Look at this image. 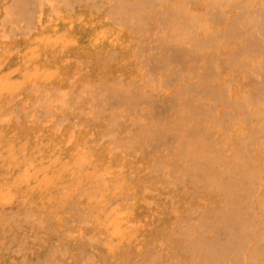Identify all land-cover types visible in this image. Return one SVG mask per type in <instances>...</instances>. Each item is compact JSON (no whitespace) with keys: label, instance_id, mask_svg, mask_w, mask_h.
I'll list each match as a JSON object with an SVG mask.
<instances>
[{"label":"bare ground","instance_id":"bare-ground-1","mask_svg":"<svg viewBox=\"0 0 264 264\" xmlns=\"http://www.w3.org/2000/svg\"><path fill=\"white\" fill-rule=\"evenodd\" d=\"M0 264H264V0H0Z\"/></svg>","mask_w":264,"mask_h":264}]
</instances>
